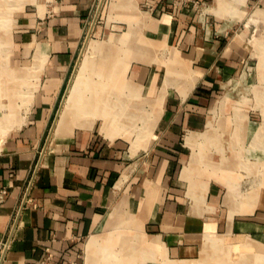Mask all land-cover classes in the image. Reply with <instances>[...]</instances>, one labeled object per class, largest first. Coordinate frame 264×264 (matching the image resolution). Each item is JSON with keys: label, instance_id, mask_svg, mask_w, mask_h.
<instances>
[{"label": "crops", "instance_id": "obj_1", "mask_svg": "<svg viewBox=\"0 0 264 264\" xmlns=\"http://www.w3.org/2000/svg\"><path fill=\"white\" fill-rule=\"evenodd\" d=\"M100 1L54 0L42 21L28 12L20 20L25 28V44L38 40L36 54L44 65L42 74L37 75L27 119L0 144V192L7 191L0 203V258L6 248L2 264L74 261L88 264L87 245L92 238L102 247L94 253L96 257L91 264H117L101 260L108 246L107 237L119 240L122 237L132 247L146 251V255L141 253L145 256L142 255L143 260L153 253L152 242L156 239L163 244L168 258H201L210 250L207 239L211 232L214 238H221L227 244L251 239L250 243L258 241L264 246V172L251 175L255 169L251 166L252 154L259 160L264 159V127L240 123L239 161H234L233 152L235 156L227 164V170L218 172L192 168L187 162L190 145L181 136L182 131L194 129L201 136L194 140L192 135L188 142H204V134L199 131L210 123L207 114L213 97L222 92L223 84L234 75L245 49L257 42L264 46L258 36L244 33L245 40L230 36L236 15L225 12L229 2L232 5V1L236 4L242 1L244 16L254 9L250 22L262 24L264 0H194L185 5L165 0H105L101 21L92 27L96 11L88 28ZM197 8H202V14H196ZM114 30L120 33H112ZM92 31L94 35L110 34L106 39L89 38V41L105 46L98 57L110 59L109 64H114L111 71L118 69L119 64H129L125 74L129 81L120 79L123 74H116L119 81L116 75L111 81L114 86L109 87L115 89L114 93L138 94L141 87L154 100L164 89L162 114L157 123L159 134L151 148L152 156H148L151 163L144 174L138 175L142 176V185H129L114 204V189L123 174L129 177L128 161L134 156L129 154L127 140L108 130L113 126L131 127L134 118L105 117L103 123L98 119L93 128L69 118L65 133L56 138L50 135L13 229L47 141L48 127L60 109L86 32L88 36ZM170 46L174 50H167L166 57H157L159 50ZM179 51L187 54L186 58H181ZM172 52L187 72L176 76L179 81L165 88L164 62ZM157 61L163 66L159 67L162 64ZM120 101L121 105H116L114 110L128 107L133 114L135 107L131 100L121 97ZM100 126L105 127L107 134L100 131ZM226 148L231 154L230 147ZM186 165L185 174L193 171L190 177L183 178ZM123 199L128 202L129 212L142 220L144 228L147 226L143 230L144 239H154L149 241L153 247L139 241L140 233L134 237L110 234L105 229L108 216L117 217L111 224L120 222V214L111 211ZM133 237L138 239L136 243L131 241ZM261 247L259 252L264 257V247ZM119 250L116 245L114 251ZM251 255L248 249L241 263L255 264L251 263ZM140 256L134 264H141Z\"/></svg>", "mask_w": 264, "mask_h": 264}, {"label": "rangeland", "instance_id": "obj_2", "mask_svg": "<svg viewBox=\"0 0 264 264\" xmlns=\"http://www.w3.org/2000/svg\"><path fill=\"white\" fill-rule=\"evenodd\" d=\"M53 4L54 0H0V83L3 81L6 84L5 91L0 93V144L5 140V137L9 132L20 128L27 119L26 113L31 106L33 90H35L38 82L37 75L42 74L43 72L44 64L40 63L41 59L39 56L37 57L36 54V41L38 40L33 39L32 43L25 44V28L21 26L20 20L23 14L28 12L37 16L38 21H42V19L48 15L47 13L51 10ZM229 4L230 7L229 9H226L225 12H232L234 16L236 15V23L233 26V31L230 33V36L235 35L237 39L245 40L244 33H246L252 37L258 36V38H261L263 39L262 41H264V21L262 24H259L252 21L250 22L249 20V18H253V15L251 17V13L254 9H251L249 12L250 14L244 16L246 11L244 12V9L242 8V1H238L237 4L232 1V5L230 2ZM97 8L90 17L88 28ZM101 12L102 9L96 19L95 26L101 21ZM202 12V8L196 9V14L199 15L202 14ZM237 16L240 19H238ZM262 19H264V17ZM111 32L114 34L120 33V31L117 30ZM108 37H110L109 32L94 35L92 31L90 35L91 39L96 40H102ZM86 41L87 32L79 57L82 56V48ZM259 43L257 42L256 45L251 44L245 49V55L239 61V65L235 68L234 75L223 84L224 87L221 90L222 92L213 97L210 110L207 114L210 123L202 131H199V133L201 132L204 134V142L197 144V142L194 141L196 140V136H201V134H195L196 132L194 129L182 131V141L184 142L186 138L187 144L190 145L188 147L187 162L192 168H197L201 172L204 170L206 172L209 170L212 172L227 170V164L233 161L232 156L236 155L234 161H239V124L250 123L254 127L256 126L255 128H258L259 126L264 127V125H262V123H264V46H261ZM167 50L173 51L174 49L171 46L169 48H162L158 51L157 57H160L161 59L164 55L166 57L168 53ZM179 55L183 59L187 56V54H183L180 51ZM176 56L177 55H174V52H172L164 62L167 67L164 82L165 88L176 84L179 81L176 76L184 73L185 68L181 67L177 64V61L173 60ZM103 59V56L93 59L92 67L85 71L83 75L89 83L83 85L81 97L89 98L93 95V92L98 91L99 95H97V97L99 96L100 100L99 104L96 105V111L82 109L79 112H76L75 115L73 114L71 118L80 124H83L82 122L90 124L92 126L90 128L94 127L98 119H101L103 123L105 117L108 119L117 118L118 120H131L134 118V125L131 127L113 126L110 127L112 128L111 131L108 130L110 134L116 133V137H121L127 140L128 148L130 147L129 154L134 156L132 160L128 161L129 165L131 164L128 169L130 172L129 177L127 173L123 174L125 177L122 176L123 179L121 177L117 182L119 186L114 189V204H117L122 193H125L126 190H128L129 185H142V176L138 177V175L144 174L151 163V160L148 161V156H152L151 148L159 134L157 123L162 114L161 109L163 105L164 89L161 95L154 97V100L152 99V96L145 95L140 86L141 89H138V94L125 93L121 95V93H114L115 89L109 87L111 84L114 86L111 82L114 80V76L116 74H123L120 79L123 82L129 81L125 74L128 73L130 67L128 68V63L122 65L119 64V68L112 72L111 67L114 65L112 63L108 64L109 67L111 66V69L108 72L107 69L104 70V67L100 66L101 63H99V61ZM157 63L162 64L158 65L159 67L163 66L162 62L157 61ZM76 64L74 65V68ZM103 66H105V64ZM189 66L191 67V64ZM74 68L70 74H73ZM78 69L75 74H77ZM106 70L108 73L104 74L103 72H106ZM169 71H172V73L168 74ZM162 73H164V70ZM27 74H29V76H27ZM117 76L118 75H116V79ZM120 79L118 78L117 80L119 81ZM106 81L108 83L105 87ZM69 82L70 80L68 81V84ZM94 86L96 87L94 88ZM104 91L107 93H103ZM121 97L125 100H131V105L135 107L132 109L133 114L129 119L122 116L123 111L119 109V111L114 110L116 105H121ZM151 102H154V105H151ZM109 106L113 107V109H108ZM137 106L139 107L136 108ZM53 121L48 127L46 138L49 136L54 123ZM232 122H235L237 125ZM100 131L103 134H107L105 127L100 126ZM192 135L194 136L193 142H188V138L192 137ZM225 140L230 142L226 143ZM227 145L231 149V154L227 153ZM253 147L254 146H252V148ZM251 159V166L255 168L254 173L251 175H263L260 174L259 171L264 172V166L260 167L259 165L260 163L264 165V159L259 160L254 154H252ZM221 164H224L225 166H221ZM187 166L188 165L184 167L182 173L183 178H188L192 174L193 170L190 171L189 174L184 173ZM218 166L220 167L218 168ZM203 186L204 184H200V187ZM114 212L120 214V222L118 224L110 223V225L109 221L107 222L105 229L110 230V234L124 233L135 237L137 233H140L142 237H140L141 239L139 241H141L146 247L152 246L150 242L154 239L149 240L150 242L147 240L145 241L144 239L145 235L143 230L147 229V226L144 228L142 220L140 218H135V216L129 212L126 199L120 201L119 204L112 209L111 213ZM211 233L212 234L207 239L210 250L205 251V255L197 259L168 258L163 244L156 238V240L152 242L155 244L154 248H151L153 253H149L144 260V255L141 254L143 251L141 249L132 247L130 243L129 247L141 255V264H145L147 261H152L154 264H172L173 262H178L180 264H242V253L248 252V249L252 247V251L257 252L260 257L258 259V264H264V257L259 252L260 246H262V249L264 246L258 241L250 243L249 248H246L239 244L242 241L227 244L226 241L221 238H214L213 232ZM134 237L131 238V241L136 243L138 239ZM106 239L112 238L107 237ZM121 239L124 240L122 237ZM248 241L251 242V239H248ZM226 246L228 247L227 250H225L226 248L224 249Z\"/></svg>", "mask_w": 264, "mask_h": 264}, {"label": "bare ground", "instance_id": "obj_3", "mask_svg": "<svg viewBox=\"0 0 264 264\" xmlns=\"http://www.w3.org/2000/svg\"><path fill=\"white\" fill-rule=\"evenodd\" d=\"M96 17H97V13H96V16L94 18L92 27L95 24ZM89 38H90V34L87 36V41H86V43L82 49V56L83 57L81 56V59L79 61L78 66L79 65L80 66H79V69L77 68L78 72H77V74H75V76L72 80V83L69 87V91H67V93H66L65 99H64L63 104H62L60 111H59V115H58L57 120L55 122V125L52 129L51 136L54 134V138H56L57 136H60L65 131V129L67 128L68 120H69V118H71V116L73 114L75 115L76 112H79L80 110L84 109V106H87L88 111H96V105L99 104L100 99H99V96L97 97V95H99L98 91L93 92V95L90 96L89 98H84L83 96L81 97V94H82L81 91H82L83 85L89 83L88 81H86V77H83V75H84L85 71L89 70L92 67L93 59L95 57H98L100 55V52L104 51V46L102 44H100L98 42H94V41H89ZM84 48H85V50H84ZM42 50L45 51V48ZM173 60L177 61V64L179 65L180 61L177 58V56H176V58L174 57ZM109 61H110V59L105 60V58L103 60H100L99 61V63H101L100 66L104 67V70L110 69L111 66L110 67L108 66V64L110 63ZM104 64L106 67L103 66ZM180 66L182 67V65H180ZM108 72H109V70H108ZM184 72H187V70H184ZM103 73L106 74V72H103ZM171 73H172V71L168 72V74H171ZM1 82L2 83H0L1 84L0 93L5 91V86H6V84L3 81H1ZM107 83L108 82L106 81L105 87H106ZM90 86H91V83H90ZM95 87L96 86H94V88ZM122 111H123L122 116L126 117V119L127 118L129 119L132 117L131 116L132 113L130 112L131 110L128 107L122 108ZM78 124H76V125H78ZM115 219H116L115 216H109V218H108L109 225L111 222L115 221ZM105 242H106V245H108V246H107L106 252L104 254V257L101 259L102 261H104L105 263L106 262H108V263L117 262V264H134V263H136L138 253H136L135 250L133 251L129 247V243L126 242L125 240L121 239V237H120V240H119V238L117 239L114 237L112 239L105 240ZM239 244L243 247L249 248L250 242L242 241ZM116 245L117 246L119 245V247H120V250L117 251L119 254H117V252L114 251V247ZM101 247H102L101 244L95 238H92L88 242V245H87V261H88V264L93 263V260L96 257V255H94V253L96 252V250H98V248H101ZM249 250H251V253H252L251 263L254 262V263L258 264V259L260 258L258 253L255 251H252L253 250L252 247L249 248ZM143 253L146 255V251L143 250ZM172 264H180V263L173 262Z\"/></svg>", "mask_w": 264, "mask_h": 264}, {"label": "water", "instance_id": "obj_4", "mask_svg": "<svg viewBox=\"0 0 264 264\" xmlns=\"http://www.w3.org/2000/svg\"><path fill=\"white\" fill-rule=\"evenodd\" d=\"M104 1H105V0H101V1H100L99 7H98V10H97V17H98V15H99V13H100V10H101V8H102V6H103V4H104ZM97 17H96V19H97ZM95 22H96V20H95ZM80 59H81V57H79V60H78L76 66H75V68H74V71H73V74H72V76H71L70 82H69L68 87H67V89H66V91H65V94H64V96H63L62 104H63V101H64V99H65L66 93H67V91H68V89H69V86H70L71 83H72L73 77H74V75H75V73H76V71H77V68H78V64H79ZM62 104H61V106H62ZM61 106H60V108H61ZM59 111H60V109L58 110L57 116H56V118H55V120H54V123H53L52 128H51L50 133H49V136H48L47 141H46V143H45V145H44V148H43V150H42V153H41L40 159H39V161H38V163H37V166H36L35 172H34V174H33V177H32V179H31V182H30V184H29V187H28V190H27L26 196H25L24 201H23V203H22L21 209H20V211H19V214H18V216H17V219H16V222H15V224H14L13 229L15 228V226H16V224H17V221H18L19 215H20V213H21V210H22V208L24 207V204H25V202H26V200H27V198H28V194H29L30 189H31V187H32V185H33V182H34V179H35L36 173H37V171H38V168H39V166H40V163H41V160H42V157H43V153L45 152V149H46V147H47V144H48V141H49V138H50L51 132H52V129H53V127H54V125H55V122H56V120H57V117H58V115H59ZM10 240H11V236H10V238L8 239V242H9ZM5 252H6V248H5ZM5 252L2 254V256H1V258H0V264H2V261H3V259H4Z\"/></svg>", "mask_w": 264, "mask_h": 264}, {"label": "built area", "instance_id": "obj_5", "mask_svg": "<svg viewBox=\"0 0 264 264\" xmlns=\"http://www.w3.org/2000/svg\"><path fill=\"white\" fill-rule=\"evenodd\" d=\"M165 1L173 2L175 5H185V4L194 2V0H165ZM6 194H7L6 190H3L0 192V203L4 200V197L6 196ZM70 264H80V263L74 261V262H71Z\"/></svg>", "mask_w": 264, "mask_h": 264}]
</instances>
